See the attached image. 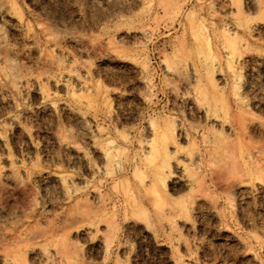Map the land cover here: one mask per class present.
<instances>
[{"label":"rangeland","instance_id":"1","mask_svg":"<svg viewBox=\"0 0 264 264\" xmlns=\"http://www.w3.org/2000/svg\"><path fill=\"white\" fill-rule=\"evenodd\" d=\"M0 264H264V0H0Z\"/></svg>","mask_w":264,"mask_h":264}]
</instances>
